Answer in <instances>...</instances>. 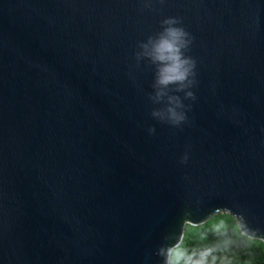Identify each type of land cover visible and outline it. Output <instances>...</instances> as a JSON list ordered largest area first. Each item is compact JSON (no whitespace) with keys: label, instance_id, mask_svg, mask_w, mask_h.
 Listing matches in <instances>:
<instances>
[{"label":"water","instance_id":"95a60500","mask_svg":"<svg viewBox=\"0 0 264 264\" xmlns=\"http://www.w3.org/2000/svg\"><path fill=\"white\" fill-rule=\"evenodd\" d=\"M167 17L179 125L137 59ZM221 211L264 240V0H0V264H164Z\"/></svg>","mask_w":264,"mask_h":264},{"label":"clouds","instance_id":"9594fccd","mask_svg":"<svg viewBox=\"0 0 264 264\" xmlns=\"http://www.w3.org/2000/svg\"><path fill=\"white\" fill-rule=\"evenodd\" d=\"M162 30L154 36H149L140 47L142 52L137 53L147 58L155 66L153 88L150 99L154 103H163L161 108L153 109L152 116L172 125H179L186 119L185 105L178 93H184V99H194L190 90L194 83L195 60L186 55L190 44L189 34L183 27L178 26L175 17H167L161 21ZM149 131H154L150 129ZM179 242L161 249L164 264H210L209 257L214 262L212 249L189 250Z\"/></svg>","mask_w":264,"mask_h":264},{"label":"trees","instance_id":"16d2710c","mask_svg":"<svg viewBox=\"0 0 264 264\" xmlns=\"http://www.w3.org/2000/svg\"><path fill=\"white\" fill-rule=\"evenodd\" d=\"M182 246L189 250L212 249L210 264H264V240L242 232L229 212L221 211L200 225L187 224Z\"/></svg>","mask_w":264,"mask_h":264}]
</instances>
